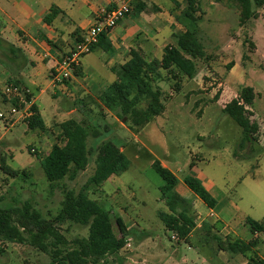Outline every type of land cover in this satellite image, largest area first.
Returning <instances> with one entry per match:
<instances>
[{
	"label": "rangeland",
	"instance_id": "obj_1",
	"mask_svg": "<svg viewBox=\"0 0 264 264\" xmlns=\"http://www.w3.org/2000/svg\"><path fill=\"white\" fill-rule=\"evenodd\" d=\"M196 1L199 11L195 15L200 17L197 25L183 20L187 29L198 31L209 59L196 61V76L183 78L179 92L175 91V80L166 77L158 82L166 106L161 116L136 131L131 128L127 115L119 110L110 108L106 113L102 108L89 110L75 105L81 115L74 120L100 134L98 138L89 135V148L109 140L122 148L129 160L125 172L112 176L101 186L91 184L87 190L92 200L111 213L116 232L118 218L126 228L124 249L99 264H244L248 259L240 253L220 254L215 236L224 242L228 239L248 242L254 238L246 219L264 222V5L243 0L249 3L247 17H243L241 0ZM171 43L176 44V40ZM245 87L253 88L256 95L249 108L254 114L252 120L257 122L263 135L252 144L242 143V129L222 112ZM52 92L49 89L40 95L34 90L47 125L52 117L48 112H52L51 106L56 102ZM66 103V109L74 108V101L69 97ZM10 109L3 106L0 96V113L5 114L4 119L0 118V207L29 203L44 218L56 220L65 191H80L94 174L96 153L74 180L65 178L52 188L41 159L35 154L42 156L45 151L37 148L38 139L29 131L31 117L22 118L26 126L14 128L15 136L5 124L11 118ZM23 129L29 131L27 136ZM62 139L55 136L48 147L62 143ZM155 160L180 180L176 190L188 201L186 215L196 224L188 240H179L158 216L159 212L170 211L160 190L164 182L152 167ZM9 170L18 174L14 176ZM187 176L197 177L216 197L233 204L234 211L228 216L222 210V201L217 200V217L226 224L216 223L218 218L208 215V207L184 184ZM57 226L69 243L89 233L88 227L71 221H58ZM220 228L221 233L217 232ZM257 240L256 253L264 258V232ZM49 262L47 254L26 243L7 244L5 254L0 256V264Z\"/></svg>",
	"mask_w": 264,
	"mask_h": 264
},
{
	"label": "trees",
	"instance_id": "obj_2",
	"mask_svg": "<svg viewBox=\"0 0 264 264\" xmlns=\"http://www.w3.org/2000/svg\"><path fill=\"white\" fill-rule=\"evenodd\" d=\"M184 1L186 9L183 12V19L196 26L200 19L195 15L199 11L198 2ZM255 1L258 6L264 5V0ZM248 5V1L241 0L243 17L244 15L247 17ZM51 18L52 13L45 17V21L49 22ZM241 24H244V20ZM185 28L183 32L175 35L176 44L164 48L161 59L148 60L141 50L133 49L129 59L112 70L116 80L104 99L105 103L109 109L119 110L120 113L127 115L133 130L144 128L165 112L163 91L158 82L164 81L166 77L175 80V91L179 92L183 78L193 79L196 76V61L209 59L198 31ZM99 45H103L105 49L110 48L107 34L100 36ZM78 73L79 71L76 72ZM30 98L28 95V101ZM255 98L253 88L245 87L238 97L232 99L222 110L242 129L243 144L257 143L263 136L257 122L252 120L254 114L249 108ZM13 105L18 106V103L13 101ZM31 111L32 115L28 121L31 129H34L39 123L38 109L32 105ZM60 127L62 143H55L46 156L35 153L41 159L42 168L52 188L65 178L74 180L79 172L87 168L95 152L94 174L80 191L76 192L74 189L65 191L62 210L56 220L44 218L29 203L11 208L0 207V256L5 254L7 244L26 243L47 254L50 257L48 264H61L65 261L70 264H99L124 249L126 228L122 219L118 218L116 232L111 213L92 200L87 190L91 184L101 186L112 176H119L125 172L129 168V160L120 147L109 140L102 141L94 149L89 148L87 144L89 135L98 138L100 134L91 131V128L82 122L71 119L62 123ZM152 167L164 182L160 190L162 199L170 211L159 212L158 216L166 229L175 232L179 240H188L196 224L186 215L190 207L188 201L176 190L180 181L160 161L155 160ZM8 173L14 176L18 174L13 170H9ZM184 184L208 208L217 207V200L197 177H185ZM58 221H71L88 227V236L76 238L69 243L60 233ZM246 222L253 235L264 232V222L260 223L250 218H247ZM215 239L221 250L246 256L248 259L246 264H264V258L255 250L258 247L257 238L248 242L241 239H228L224 242L217 236Z\"/></svg>",
	"mask_w": 264,
	"mask_h": 264
},
{
	"label": "crops",
	"instance_id": "obj_3",
	"mask_svg": "<svg viewBox=\"0 0 264 264\" xmlns=\"http://www.w3.org/2000/svg\"><path fill=\"white\" fill-rule=\"evenodd\" d=\"M117 2L118 0H0L1 103L10 108L13 106V101L4 95L8 84H19L29 91L31 105L36 106L39 117L37 127L29 131L34 132L38 139L37 148L45 151L42 156L50 153L54 145L48 147L50 140L57 135L62 137L61 124L81 115L77 107L89 110L102 108L107 113L109 107L104 99L116 80L112 70L129 59L131 50H141L148 60L161 59L164 48L173 45L171 41L176 40L175 35L186 26L183 18H180L186 9L184 0H139L127 17L107 35L110 48L105 49L98 42L83 57L79 73L66 86L54 84L52 73L58 61L82 39L102 11L115 7ZM51 13V20L46 22L45 17ZM42 85L45 87L42 88ZM35 89L40 95L53 89L52 96L56 102L51 106L52 112H48L52 116L48 125L43 121L37 105L39 96H35ZM68 97L74 101V108L71 110L64 107ZM10 117L5 124L8 126L7 130L16 136L12 130L25 125L23 117L18 114ZM24 129L23 134L27 136L29 131L25 132ZM121 150L123 151L122 148ZM210 193L216 200L222 201V210L231 216L233 204L216 197L213 191ZM215 210L216 208H208V215L211 212L216 214ZM216 218V223L226 224L217 214ZM218 231L221 233L222 228L217 229ZM258 236L259 234L253 235V238ZM220 251V254L226 252ZM63 263L70 264L66 261Z\"/></svg>",
	"mask_w": 264,
	"mask_h": 264
},
{
	"label": "built area",
	"instance_id": "obj_4",
	"mask_svg": "<svg viewBox=\"0 0 264 264\" xmlns=\"http://www.w3.org/2000/svg\"><path fill=\"white\" fill-rule=\"evenodd\" d=\"M139 0H118L116 6L111 9H104L101 16L84 34L81 40L75 43L73 48L66 53L57 63L52 73V81L59 86H66L75 75L80 71L81 61L85 55L91 52L92 48L99 42L102 34H109L133 9ZM4 95L11 101H16L18 106H12L9 114L20 115L23 118L30 117L31 101L27 97L29 91L20 85L8 84L5 87ZM0 118H5L4 113H0ZM35 152V149H32ZM210 217H216L211 212ZM173 239L176 236H172Z\"/></svg>",
	"mask_w": 264,
	"mask_h": 264
}]
</instances>
